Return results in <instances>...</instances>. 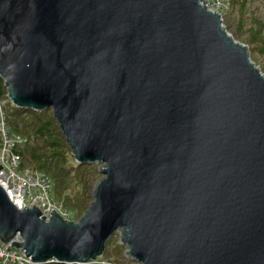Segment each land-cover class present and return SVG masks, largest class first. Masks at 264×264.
Returning a JSON list of instances; mask_svg holds the SVG:
<instances>
[{"label": "water", "instance_id": "obj_1", "mask_svg": "<svg viewBox=\"0 0 264 264\" xmlns=\"http://www.w3.org/2000/svg\"><path fill=\"white\" fill-rule=\"evenodd\" d=\"M206 0H0V76L102 175L77 220L0 185V240L84 263L264 264V72ZM26 195V194H25Z\"/></svg>", "mask_w": 264, "mask_h": 264}, {"label": "built area", "instance_id": "obj_2", "mask_svg": "<svg viewBox=\"0 0 264 264\" xmlns=\"http://www.w3.org/2000/svg\"><path fill=\"white\" fill-rule=\"evenodd\" d=\"M207 7L220 13L223 20V11L232 8V0H206ZM5 98L0 99V185L6 190L10 199L17 206L24 207L23 198L27 200L28 206H34L38 202L41 215L47 218L52 210H56L64 218L70 219V209L63 203L62 199L54 197L55 184L51 176L44 170L21 166V156L17 146L27 140V136L18 131H12L7 122L4 105ZM26 194V195H25ZM12 240H20L18 234L7 242L0 240V264H34L35 262L19 247L11 244ZM89 259L85 264H116L109 260ZM123 264H136L127 261Z\"/></svg>", "mask_w": 264, "mask_h": 264}, {"label": "trees", "instance_id": "obj_3", "mask_svg": "<svg viewBox=\"0 0 264 264\" xmlns=\"http://www.w3.org/2000/svg\"><path fill=\"white\" fill-rule=\"evenodd\" d=\"M256 23L259 28L257 31L251 28L252 40H259L258 50L264 53V35L261 34V27L264 26V21L256 20ZM241 26L242 24H240V27ZM5 92L6 87L3 78L0 76V99L7 98ZM13 106L14 113L22 117V122L19 124L16 119L12 117L8 120L9 127L12 131H18L27 136V140L17 146V150L21 156V166L39 168L48 173L55 184V194L57 196V190L63 191L64 188L68 187V175L70 170L66 168L68 145L57 121L52 115V110L50 108L32 109L17 105ZM77 166L82 168L83 172L86 173L89 171V168L93 166V163L77 162ZM88 176L89 175H83L81 177L82 186L80 189V197L76 194L74 196V202L72 203V207L79 210L78 212L80 213H78V215L81 214L88 205V189L90 186ZM70 201V198H67L66 201L63 200L65 205ZM66 206L70 208L68 205ZM34 264L82 263L47 261Z\"/></svg>", "mask_w": 264, "mask_h": 264}, {"label": "rangeland", "instance_id": "obj_4", "mask_svg": "<svg viewBox=\"0 0 264 264\" xmlns=\"http://www.w3.org/2000/svg\"><path fill=\"white\" fill-rule=\"evenodd\" d=\"M223 15L224 18L222 22L224 23L227 30L234 36L236 40H239L248 46L251 59L264 72V53L258 50L259 40H252L251 35V28H253L255 31H257L259 28L256 20L264 21V0H232V8L230 10L223 11ZM240 24H242L241 27ZM261 34L264 35V26L261 27ZM5 99L6 103L4 105V110L6 112L7 121L14 117L13 119H16V121L20 124L22 122V117L14 113L13 105L15 104H13L8 97ZM66 154V168L70 170L68 175L69 185L67 188H64L63 191L57 190V196L54 192L53 195L58 199L62 198L64 201H66L67 198H70L71 201L66 204L71 208H69L71 215L70 219L77 220L81 214L78 215L80 212H78L79 210L76 208L72 207V203L74 202V196L76 194L80 197V189L82 186L81 177L83 175H89L88 181L90 182V186L88 189L89 198L87 199V204H89L90 200L92 199V187L95 181L102 175L99 170L101 164L91 162L93 163V166L89 168V171L84 173L82 168L77 166V162L79 161L75 159V156L72 154L69 145ZM118 230L113 232L112 235L107 239L108 241H106L105 250H103L102 255L97 259L109 260L110 263L113 262L116 264H123L127 261L141 264L139 261L131 258V255L127 253V245L121 241ZM82 264H85V262ZM95 264L102 263L96 262Z\"/></svg>", "mask_w": 264, "mask_h": 264}]
</instances>
